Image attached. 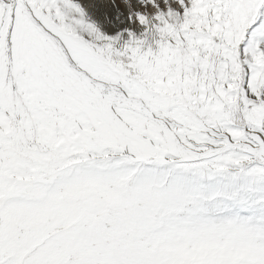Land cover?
I'll return each instance as SVG.
<instances>
[{
    "label": "snow or ice",
    "instance_id": "6c2138e0",
    "mask_svg": "<svg viewBox=\"0 0 264 264\" xmlns=\"http://www.w3.org/2000/svg\"><path fill=\"white\" fill-rule=\"evenodd\" d=\"M0 264H264V0H0Z\"/></svg>",
    "mask_w": 264,
    "mask_h": 264
}]
</instances>
